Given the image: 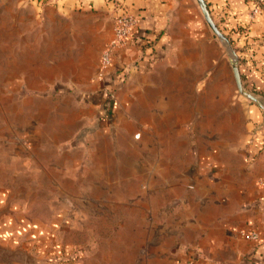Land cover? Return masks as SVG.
I'll list each match as a JSON object with an SVG mask.
<instances>
[{"label": "crops", "instance_id": "obj_1", "mask_svg": "<svg viewBox=\"0 0 264 264\" xmlns=\"http://www.w3.org/2000/svg\"><path fill=\"white\" fill-rule=\"evenodd\" d=\"M204 1L229 37L243 87L258 103L238 93L230 53L213 37L197 0H0L7 25L20 37L47 41L33 51L54 53L47 74L32 81L37 85L23 82L31 93L59 102L50 111L49 138L37 143L44 152L30 155L32 166L41 178L67 181L65 187L55 182L59 194L78 199L85 210L92 203L99 208L101 197L119 188L116 195L128 201L144 198L114 204L150 213L154 196L168 199L170 181L182 185L181 172L192 165L198 203L187 207L186 230L174 252L166 251L165 264H264V10L250 19V0ZM118 7L137 23L133 38L103 69L100 56ZM138 144L147 148L145 157L122 158L121 149L131 152ZM91 147L100 158L111 153L106 162L113 173L84 162V148ZM133 160L147 171H134ZM121 179L125 187L140 181L143 190L124 189ZM58 222L21 220L15 234L0 223V246L15 257L0 264H85L84 255L53 235ZM251 230L257 240L248 237Z\"/></svg>", "mask_w": 264, "mask_h": 264}, {"label": "rangeland", "instance_id": "obj_2", "mask_svg": "<svg viewBox=\"0 0 264 264\" xmlns=\"http://www.w3.org/2000/svg\"><path fill=\"white\" fill-rule=\"evenodd\" d=\"M6 16L0 10V223H6L11 227L6 228L15 234V225L21 220H35L42 225L59 220L53 235L62 245L67 244L69 248L72 245L73 250L76 248L78 257L84 255L85 264H98V259L101 264H165L166 251L167 255L174 252L182 231L186 230L184 216L186 214L190 219L191 213L186 210L187 207L198 203V195L192 192L196 185L194 167L188 164L183 168L181 175L185 182L182 185L178 180L170 181L173 186L170 189L173 190H170L168 199L161 195L154 196V210L150 213L114 204V199L136 203L138 199L144 198L142 193L128 201L124 193L116 195L122 191L119 188L113 196L101 197L103 203L99 208L92 203L89 207L85 206L90 208L87 210L78 207V199L61 196L60 189L56 187L57 181L64 187L68 182L41 178V174L34 171L30 156L32 152H44L45 149H39L37 143L44 140L43 136L49 138L50 111L59 102L33 94L23 84L27 78L29 87L37 85L32 84V81L47 74L48 57L54 53L47 50L33 51V47H46L47 41L39 35L20 37L10 22L7 25ZM206 25L219 43V38L207 22ZM215 25L224 34L220 23L216 21ZM134 136H138V133ZM146 149L138 144L129 152L125 147L121 149V156L127 160L131 153L138 159L147 155ZM98 151V148H84V155L89 156H84V162L91 161L89 163H94L92 167L105 171V174L113 173V163L111 160L106 162L112 158L111 153L100 158ZM51 155L50 159L56 156L54 150ZM98 159L101 162L99 167L96 164ZM130 165L136 172L147 171L139 160H133ZM128 167L125 165L122 170L128 171ZM121 180L120 187L122 182L124 189L143 190L140 181L125 187L126 179ZM112 181L110 179L107 182ZM197 184L203 187L207 182L198 180ZM164 202H168V205L165 206ZM73 205L77 206V210L73 211ZM200 218L206 220L203 214ZM46 230L48 232L50 229ZM10 258L8 255V260Z\"/></svg>", "mask_w": 264, "mask_h": 264}, {"label": "built area", "instance_id": "obj_3", "mask_svg": "<svg viewBox=\"0 0 264 264\" xmlns=\"http://www.w3.org/2000/svg\"><path fill=\"white\" fill-rule=\"evenodd\" d=\"M252 6L248 10V17L253 19L255 15L264 10V0H250ZM117 14L114 17L112 36L106 43L100 56V65L104 69L110 63L113 54L117 49L124 47L134 35V28L137 23L136 15L125 9L117 8ZM248 237L253 240L259 238V234L251 230L247 233ZM213 264V263H208Z\"/></svg>", "mask_w": 264, "mask_h": 264}, {"label": "water", "instance_id": "obj_4", "mask_svg": "<svg viewBox=\"0 0 264 264\" xmlns=\"http://www.w3.org/2000/svg\"><path fill=\"white\" fill-rule=\"evenodd\" d=\"M197 2H198L199 8H200L202 15H203L205 21L207 22L208 26L211 28V30L214 32V34L222 41V43L226 46V48L228 49V51L230 53L232 72H233L234 80H235L236 87H237L238 91L240 93H242L248 99L258 103V99L254 95H252L250 92H248L246 89H244V87L242 86L241 79H240V73H239V69H238V65H237L236 55H235V52L230 45V41L228 40V38L224 34L221 33V31L215 25L214 21L212 20L210 14H209V11L207 9L205 1L204 0H197ZM8 255L11 256V258L9 260H8ZM14 258H15L14 257V251H11L7 248L0 246V261H2L4 263H8L11 260H13Z\"/></svg>", "mask_w": 264, "mask_h": 264}]
</instances>
